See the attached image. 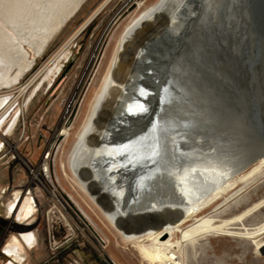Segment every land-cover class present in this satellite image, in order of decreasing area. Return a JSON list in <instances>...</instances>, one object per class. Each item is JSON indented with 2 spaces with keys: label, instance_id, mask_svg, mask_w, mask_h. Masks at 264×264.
<instances>
[{
  "label": "rangeland",
  "instance_id": "rangeland-1",
  "mask_svg": "<svg viewBox=\"0 0 264 264\" xmlns=\"http://www.w3.org/2000/svg\"><path fill=\"white\" fill-rule=\"evenodd\" d=\"M156 1L86 0L77 14L54 36L43 55L36 58L32 70L20 83L0 90V96L8 97L0 114L9 108L0 128V217L7 214L18 221L17 212L26 198L29 201L31 199L33 206V212L24 224L31 223L32 230L20 235L8 234L5 245L0 248V264H149L143 260L134 244L123 239L77 187L67 160L76 141L75 134L83 114L103 75L119 34L142 10ZM247 3L251 6L249 1ZM251 9V16L254 15L252 22L249 25L237 23L234 29L222 30V38L219 37L218 42H212L214 50L210 54L213 59L210 54L205 53L202 55L203 61H200L210 71L206 72L207 79L214 83L207 90L203 89L210 95L204 97L205 103L212 109L217 107L219 114L204 113L202 119L185 122L178 116L172 117L176 124V134L188 138L187 142L178 145V153L206 150L221 138L225 140V144L223 140L222 145L211 147L215 150L206 156L207 165L210 161L213 163L215 157L222 159L224 154L225 159H228L224 166L229 168L231 165L229 169L232 172L238 171V176L231 179L230 187L221 195L222 198L199 215L210 217L214 222L212 225L200 227L195 218H191L180 230H194L192 235L182 240L178 229L173 232L171 244L177 251L183 250L187 264H264V165L246 177L259 166L257 161L248 164L249 159H254L259 154L254 148L264 143V14ZM261 32L263 33L260 34ZM233 35L236 36L232 41L229 36ZM62 47L65 51L51 69L38 77L31 89L21 92V88ZM26 49L30 52L29 47L26 46ZM31 55L34 58L32 53ZM207 57L210 58L208 63L205 61L208 60ZM59 83L61 85L55 92ZM225 87L229 92L221 95L216 92ZM204 99L199 96L188 99L186 103L191 107H200L204 105ZM233 99L235 100L232 101ZM226 104L232 107L223 110L222 107ZM14 119L16 123L8 131ZM219 120L221 125L217 126ZM243 123L251 124L252 128L249 134L244 132L246 135L240 136L237 132L240 131L239 125ZM219 127H224L226 132ZM63 128L70 130L69 136L61 133ZM203 132L208 135H202ZM197 136L204 138L200 140ZM250 139L253 141L250 142ZM245 142L248 145L239 150V156L230 154L234 146L244 145ZM217 149L221 155L217 153ZM47 152H50L52 180L51 183L44 181L47 184L45 188L40 182L32 180L30 170L36 169L43 181L38 168ZM262 154L264 156V152ZM220 163L218 170L223 167V162ZM114 164L116 168V160ZM185 165L179 170L182 173ZM120 167L122 169L124 166ZM147 171L150 172L143 174V177L148 180L155 178V170L149 168ZM242 177L245 178L240 180ZM133 179L126 174L117 178L123 198H131L132 204L139 197L138 186L141 184L136 182L137 176ZM24 187H27L26 195L23 193ZM53 187L61 203L51 196L49 191H53ZM22 194L25 196L20 201L21 206L19 204L18 211L12 213L11 205L16 204ZM30 232H34L37 241L31 249L22 241V236ZM13 238L24 245L20 259L8 256L3 251ZM149 243L145 242L143 245L147 246Z\"/></svg>",
  "mask_w": 264,
  "mask_h": 264
},
{
  "label": "bare ground",
  "instance_id": "bare-ground-1",
  "mask_svg": "<svg viewBox=\"0 0 264 264\" xmlns=\"http://www.w3.org/2000/svg\"><path fill=\"white\" fill-rule=\"evenodd\" d=\"M83 2L84 0H0V90L15 87L20 83L22 78L32 70L36 58L43 55L54 36L77 14L86 1ZM195 2L196 0H157L153 5L142 10L124 27L117 38L87 110L83 114L82 122L75 134L76 141L67 160L68 169L77 187L87 195L111 226L122 235L123 239L134 244L143 260L149 264H187L184 261L183 250L182 252L180 250L177 251L175 246L171 244L173 232L178 229L177 231L181 234L182 240L188 235H192L194 230L189 232L180 230L181 226L191 218H195L197 225H200V227H204L207 224L212 225L214 222L210 217H199V215L218 199L222 198L221 195L230 187L231 179L238 176V171L232 172L233 170L229 169L232 167L231 165L229 168L224 166V162H228L224 154H222V159L221 157H215L216 160L213 163L209 159L210 162L207 165L208 159H206V156L214 152L215 149L211 147L214 148L216 144L222 145L224 139L222 140L221 138L218 140L219 142H214L213 146H209L206 149L208 151L191 150L192 152L190 153L181 154L180 152L178 153V145L188 140V138H184L179 133L176 135L172 134L168 139L166 159L156 164L151 162V158L148 160L150 156L145 158L140 154L128 159L120 157L112 140L116 129L119 127V122L123 119L122 116L125 115V109L130 106L129 98L132 94L136 77L140 67L143 65V61H145L144 58L150 53L153 43L164 31L176 24H180L183 14ZM243 12L247 14L240 13L235 17L233 29L237 27V23L241 24V21L246 22L244 25H249L252 22L254 15L251 16V13L246 8L245 10L243 9ZM230 22V26L234 24V20H230ZM230 26L228 29H230ZM235 36L229 37L233 41ZM26 46L30 48V52L26 49ZM64 51L65 48L62 47L49 63L37 75H34L28 84L21 88V92L31 89L37 78L45 71L50 70L56 61L61 58ZM31 53L34 58H32ZM209 59L204 60L208 63ZM243 66H245V61ZM198 73L196 74L197 80L194 82L189 83L186 79L181 82V86L184 88L182 89L181 87V90L186 92L184 85L187 82L192 90L195 91L190 99H195L199 96H203L204 99V97L210 96L205 92L209 87L213 86V82L207 79V73L203 68L199 69ZM218 82L217 84L220 83ZM214 87L216 86L214 85ZM204 88H206L205 91H203ZM222 90H217L216 92L221 95L228 91L226 87ZM7 100V96H0V111L5 107ZM203 102L204 105H200V107L192 106L188 113H184V115H180V108H176L175 105L172 106L170 112L176 113L181 121L184 122L191 119H202L204 113L219 114L220 111L217 107L212 109L211 106L208 107V104L205 103V99ZM228 108L222 107L223 110H228ZM8 111L9 108L0 114V128L5 122ZM16 119L13 120L8 131L12 129ZM220 122L219 120L217 126L221 125L219 124ZM223 128L221 127L220 129L224 131ZM239 128L240 131L238 130L237 134L241 136L249 134L252 127L249 123H243L239 125ZM69 131L63 128L61 133L69 136ZM204 134H206L205 136L208 135L207 132H203L202 135ZM198 138L203 140L204 137ZM252 141L250 139V142ZM224 142L225 140L223 144H225ZM245 145L247 146L248 143L234 146L230 154L233 155L234 153L233 156H235L240 152V149L246 147ZM1 147L2 144L0 142V149ZM254 149L259 151V154L254 159H249L248 164L252 161H257L259 166L251 170L246 177L251 176L261 165H264V156L262 154L264 152V143ZM11 150L13 151L14 148H11ZM218 151L217 153H220ZM237 156L239 155L237 154ZM232 158L236 159V157ZM49 160L50 152L43 157L42 164L38 168L43 176V181L38 175V171L36 169L30 170V166L27 165L30 172H32V180L40 182L45 188H47V184L44 181L50 182L52 180ZM114 160L118 164H116V168ZM118 160L120 162H117ZM220 162H223V167L218 170L217 166H220ZM128 163L129 167L127 166ZM122 165L124 167L121 169L120 166ZM184 165L185 169L182 173L179 170ZM63 167L65 168L64 165ZM149 168L155 170V178L150 180L142 176L150 172L147 171ZM124 173L126 176L131 175V178L134 179L137 176L136 182L141 183L138 186L139 197L133 204L131 198H123L121 189L118 187L120 183H117V178H120L121 174L124 176ZM244 178L242 177L240 180ZM54 190L55 188L53 187V191H49L51 196L55 198L56 202L61 203ZM26 199L22 206L20 204L21 199H19L17 201L18 205H16V202L10 207V211L16 213L20 204L21 207L17 212V219L22 224L28 221L29 216L33 212L31 199L30 201ZM22 241L30 249L37 242L34 232L23 235ZM145 242L150 243L144 246L143 243ZM23 247L24 245L17 238H13L4 251H6L8 256L20 259ZM181 248H183L182 243Z\"/></svg>",
  "mask_w": 264,
  "mask_h": 264
},
{
  "label": "water",
  "instance_id": "water-1",
  "mask_svg": "<svg viewBox=\"0 0 264 264\" xmlns=\"http://www.w3.org/2000/svg\"><path fill=\"white\" fill-rule=\"evenodd\" d=\"M245 8L250 13L253 8L257 13L264 14V0H196L183 14L180 24L164 31L156 39L139 69L129 98L130 106L125 109V115L113 135L112 140L120 157L128 159L140 154L145 158L150 156L148 160L151 158L155 164L166 159L169 136L176 135L172 117L178 115L170 112L172 106L180 108V115L188 113L191 105L186 101L195 91L187 82L197 80L199 69L207 72L208 68L200 62L202 55L205 52L209 55L214 50L212 42H218L221 31L228 30L230 20H234L235 24V17L245 13ZM245 23L241 21V25ZM185 79L186 92L181 90V82ZM227 106L232 107L224 105ZM26 192L27 187H24L23 193ZM28 230L30 225L26 226L13 217H0L1 243L9 233L20 235Z\"/></svg>",
  "mask_w": 264,
  "mask_h": 264
},
{
  "label": "flooded vegetation",
  "instance_id": "flooded-vegetation-1",
  "mask_svg": "<svg viewBox=\"0 0 264 264\" xmlns=\"http://www.w3.org/2000/svg\"><path fill=\"white\" fill-rule=\"evenodd\" d=\"M15 153H16V151H15ZM17 156H19V155L17 154ZM22 160H23V159H22ZM22 160H21V161H22ZM27 165H28V163H27ZM27 165H26V166H27ZM29 166H30V165H29ZM30 185H31V183H30ZM24 194H25V193H24ZM23 198H24V196L22 195V196L20 197V199L23 200ZM11 217L14 218V216H11ZM29 225H30V223H29L28 225H26V226H29ZM30 226H32V225H30ZM29 231H30V230L25 231V232H23V233H27V232H29ZM0 241H1V239H0ZM4 243H5V240H4L3 243L0 242V248L2 247V245H5ZM3 251H4V249H3ZM5 254H6V253H5ZM6 255H7V254H6Z\"/></svg>",
  "mask_w": 264,
  "mask_h": 264
},
{
  "label": "crops",
  "instance_id": "crops-1",
  "mask_svg": "<svg viewBox=\"0 0 264 264\" xmlns=\"http://www.w3.org/2000/svg\"><path fill=\"white\" fill-rule=\"evenodd\" d=\"M2 218H7V219H8V218H10V217H8L7 214H5L4 217H2ZM16 235H17V234H16ZM7 236H8V235L5 236V239H6Z\"/></svg>",
  "mask_w": 264,
  "mask_h": 264
},
{
  "label": "built area",
  "instance_id": "built-area-1",
  "mask_svg": "<svg viewBox=\"0 0 264 264\" xmlns=\"http://www.w3.org/2000/svg\"><path fill=\"white\" fill-rule=\"evenodd\" d=\"M48 153H49V152L45 153L43 157L47 156Z\"/></svg>",
  "mask_w": 264,
  "mask_h": 264
}]
</instances>
